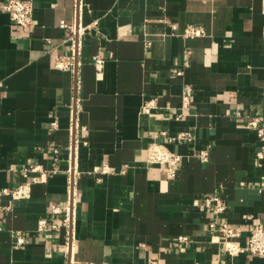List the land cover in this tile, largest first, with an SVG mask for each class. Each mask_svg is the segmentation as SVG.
I'll list each match as a JSON object with an SVG mask.
<instances>
[{
  "label": "crops",
  "instance_id": "crops-1",
  "mask_svg": "<svg viewBox=\"0 0 264 264\" xmlns=\"http://www.w3.org/2000/svg\"><path fill=\"white\" fill-rule=\"evenodd\" d=\"M33 1L26 29L0 0V264H264L227 252L209 226L227 222L245 245L264 221V143L248 125L264 114L263 0ZM62 22L77 26L75 51ZM189 24L206 34L184 37ZM180 131L192 140L172 141ZM153 145L178 156L173 176L149 161ZM36 164L46 176L12 197ZM71 177L68 250L65 226L40 220L63 218L49 210ZM211 194L224 211L202 204Z\"/></svg>",
  "mask_w": 264,
  "mask_h": 264
},
{
  "label": "built area",
  "instance_id": "built-area-1",
  "mask_svg": "<svg viewBox=\"0 0 264 264\" xmlns=\"http://www.w3.org/2000/svg\"><path fill=\"white\" fill-rule=\"evenodd\" d=\"M3 9L9 13L11 20L14 24L21 26L26 29H31L34 26V1L33 0H7ZM263 9H264V0H263ZM62 26L68 29L67 31V40L72 42V47L75 51L76 48V36H77V26L76 24L68 25L65 22H62ZM206 34V30L203 26L197 24H189L187 25L182 35L186 38H194L203 36ZM75 56L65 58L59 57L56 59L55 65L60 69L71 68L75 64ZM97 69H101L104 64L103 58H97L96 60ZM176 74H181V71H177ZM189 89V88H188ZM190 95L185 93L182 96V107L186 108L190 105ZM264 104V102H263ZM157 108V102L155 99H151L145 102L144 110L146 112H151L152 110ZM248 125L256 131L258 137L264 143V114L261 116H253L248 119ZM85 126L79 125L77 121H75V135L74 141H78V133H83L85 131ZM172 141L179 140H192V133L190 131H180L177 135L171 138ZM256 156L259 160L264 162V145L262 149L256 152ZM203 160H208V154L202 153ZM178 160V156L173 154L170 150H168L163 145H153L149 150V161L151 163H160V164H170V174L174 175L175 170V162ZM106 171V170H105ZM24 176H28L29 173H37L40 172V175H35L31 182H26L25 184H20L17 188L11 191V196L17 199H23L29 196L30 194V186L33 182H37L42 180L46 176V172L41 168L40 165H31L23 169ZM71 173V172H70ZM69 194L68 199L65 205H56L53 204L49 210L51 214L61 215L63 214V218L59 220H55L54 222H50L48 219L43 218L40 220V228L41 229H57L61 226H65L67 233V241L71 238V219H70V206L74 204L76 191L74 189L73 178L69 179ZM5 189L4 191H7ZM202 204L206 207H215L217 212H222L225 209V203L223 199L218 194H211L204 196L202 200ZM209 226L211 228H215L218 232L221 233L223 237L224 248L227 252L231 254H241V253H252L260 256H264V221L256 224L249 237L247 238L245 245H240L236 238L240 235V231L227 222H221L216 219L211 220L209 222ZM180 242L186 244L188 243L187 236H180ZM17 242L24 243L23 237H18ZM68 250L70 249V241L67 245Z\"/></svg>",
  "mask_w": 264,
  "mask_h": 264
},
{
  "label": "bare ground",
  "instance_id": "bare-ground-1",
  "mask_svg": "<svg viewBox=\"0 0 264 264\" xmlns=\"http://www.w3.org/2000/svg\"><path fill=\"white\" fill-rule=\"evenodd\" d=\"M72 207H73V205L70 206V219H71Z\"/></svg>",
  "mask_w": 264,
  "mask_h": 264
}]
</instances>
